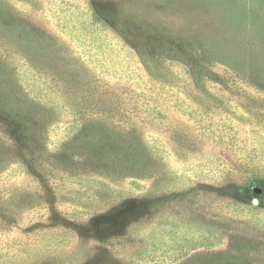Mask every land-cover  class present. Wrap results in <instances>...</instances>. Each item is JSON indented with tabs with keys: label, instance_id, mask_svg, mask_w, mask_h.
I'll return each mask as SVG.
<instances>
[{
	"label": "rangeland",
	"instance_id": "rangeland-1",
	"mask_svg": "<svg viewBox=\"0 0 264 264\" xmlns=\"http://www.w3.org/2000/svg\"><path fill=\"white\" fill-rule=\"evenodd\" d=\"M2 6L14 12L19 20L25 16H21V11L24 13L30 7L32 23L24 24L31 33L29 39L38 36L33 48L25 34L21 33L20 38L12 34L9 49L0 44V56L14 66L17 56L37 51L45 61L44 67L65 79L57 87L88 89L96 85L97 98L92 100L103 98L99 101L114 104L121 111L103 117L107 120L104 123L111 127L129 125L128 129H134L139 137L135 138V155L143 149L152 150L151 165L141 173L153 169L158 175L156 181L138 178L141 165L118 175L86 173L88 178L98 180L83 182V189L90 193L63 196L64 203L72 209L68 211L73 214V221L87 212L91 216L112 211L122 200V193L141 196L137 197V207L125 213L124 208L130 209L131 203L124 201L118 206L113 222H121L111 233L97 237L99 240L89 230L87 233L71 226L78 231L66 242H60L58 258H49L45 250L42 255L46 261L53 264H264V245L241 238L231 242L230 250L227 240L226 245L214 249L198 248L183 261L174 259L182 246L198 247L195 241L207 232V220L203 216L208 213L201 205L224 203L227 198L221 192L228 185L250 186L238 214L257 213L255 207L264 205V43L259 39L264 27V0H0ZM102 22L111 26L107 36L103 29L95 27ZM47 39H51L47 46L51 49L49 53H63L65 61H59L58 67L54 60L46 61L43 55L47 53V48L44 49ZM90 40L100 47L89 46ZM173 47L202 54L210 68L230 78L229 83H202L204 93L199 99L182 94L180 91L188 93L184 66L163 54ZM81 53L87 55L81 57ZM106 53H114V62L106 61ZM228 64L242 73L250 71L253 82L232 80L226 68ZM76 69H82L90 77L93 71L100 77L96 75L94 81L85 84L84 79L76 77L73 72ZM63 73L68 76L64 77ZM17 76H23V71ZM188 86L192 96L196 95L191 81ZM113 88L119 92L123 89L136 92L118 94ZM137 89L150 95L152 106L162 102L176 106L177 109L170 110L171 119H145L139 108L141 99ZM55 99L63 101L59 97ZM69 101L75 100L69 95L65 102ZM132 107L140 111L139 118L130 111ZM71 185L68 182L65 187ZM194 185L197 191L190 194L191 201L172 198L173 214L162 224L151 217L137 219L138 214L150 210L147 196L159 187L166 186L169 195L177 197L180 190ZM41 202L45 207L47 202ZM16 204L17 201L13 206ZM131 223L141 224L140 228ZM115 233L122 235L120 244L109 237ZM28 257L12 251L2 260L7 264H31ZM33 259L36 261L35 256Z\"/></svg>",
	"mask_w": 264,
	"mask_h": 264
},
{
	"label": "trees",
	"instance_id": "trees-1",
	"mask_svg": "<svg viewBox=\"0 0 264 264\" xmlns=\"http://www.w3.org/2000/svg\"><path fill=\"white\" fill-rule=\"evenodd\" d=\"M31 14L32 9L26 8L24 13L21 11V16H25L19 20L15 18L14 12L8 11L7 7H0V44L2 46L9 49L12 34L20 38L23 33L30 45L35 48V36L38 35L29 39L31 33L28 31V26L24 24L26 21L28 24L32 23ZM95 27L103 29L106 36L110 33L111 26L107 22H102ZM260 34L259 39L264 43V27ZM45 42L48 43L44 45V49L47 48V53L43 54L46 61L54 60L56 67L60 66L59 61H65L63 53H49L51 49L47 46H50L51 39ZM88 44L96 46V49L100 47L93 44L91 40ZM173 48L169 50V53L163 54L170 61L184 66L187 78L185 87L188 93L180 91L182 94L199 99L198 96L203 97L204 93L202 83L213 85L229 83L230 78L210 68L203 60L202 54L181 51L178 47ZM106 54V61L109 64L114 62L112 59L114 53ZM38 55L37 51H34V53L17 56L14 66L0 56V264H7V261H3L2 258L12 251L29 256L31 264H53L43 257L45 250L48 251L49 258L51 256L58 258L60 242H66L64 240L70 239L71 234L78 229L86 230L87 233L89 230L94 234L91 236L99 240L104 234L111 233L112 228L121 222H113L118 206L127 201L131 204H129L130 209L124 208L125 213L136 209L137 197L141 196L132 192L126 195L122 193L120 194L122 200L118 202L117 207L112 208V211H101L91 216L87 212L85 216L77 217L73 221L74 216L68 211L71 208L64 203L63 196H72L73 193H90L87 189H83L85 186L83 182L89 179L94 182L98 180L88 178L86 173L97 171L104 172L106 175H118L128 172L135 166L139 168L141 165L138 178H153L155 181L158 179L153 169L148 170L147 173H141L151 165L149 158L152 150L148 152L143 149L141 153L139 152L140 154L135 155L134 150L137 148L135 138L139 137L134 129H128L129 125L121 127L115 124L111 127L104 123L107 120L103 117L121 114L117 106L107 101H99L103 98L92 100L97 98L96 85L88 89L74 88L71 85L64 88L60 85L57 87V84L65 79L45 68L43 57ZM83 55L87 54L81 53V57ZM219 59L224 58L219 57ZM142 65H144L143 62ZM226 68L232 80L244 84L253 82L250 71L242 73L239 68L230 64ZM22 71L23 76L18 78L17 73L20 74ZM73 72L77 74V78L80 77V80L84 79L85 84L94 81L96 75L100 77V74L93 71L92 77L82 69H76ZM26 74L28 76L25 77ZM63 75L68 76L67 73ZM190 81L193 83L194 92L196 91L194 96L188 86ZM112 91L118 94L136 92L134 89H123L119 92L115 88ZM101 92L105 94L104 91ZM137 92L141 99L139 108L145 119L170 120V110L177 109L176 106L165 102L152 106L150 95H145L143 89H137ZM69 95L75 101L66 103L65 98ZM55 97L63 101L56 100ZM144 106L147 107L144 108ZM196 110L199 109L196 108ZM130 111L137 117L141 115L140 111L133 107ZM151 137V139L155 138ZM13 181L19 184L16 185ZM68 182L74 185L65 187ZM249 188L247 183L228 185L227 189L221 192L227 198L224 203L216 206L208 203L201 205V208L208 213L203 216L207 220V226H205L207 232L195 241L199 244L198 247L182 246L174 259L183 261L198 248L214 249L226 245L227 240H229L227 250L233 247L231 242L240 238L258 241L264 245V225H262L264 205L255 207L259 211L257 213L238 214L242 211L243 196ZM196 191L197 187L194 185L186 190H180L178 196L174 197L169 195L166 186L159 187L155 193L152 192L147 196L146 202L148 201L147 206L151 205L150 210L138 214L137 219L151 217L160 225L163 220L171 218L173 214V209H170L172 198H178L180 202H189L190 194ZM42 200L47 202L45 207L41 206ZM16 201L18 205L13 206ZM10 205L12 207H9ZM233 210L236 212L233 213ZM131 225L138 228L141 224L131 223ZM71 226H78L77 231H74ZM121 236L115 233L114 236L110 234L109 237L111 240L115 238V244H120ZM134 239L136 240L135 237ZM102 241L104 242L105 239ZM15 256L19 257L17 254ZM33 256L36 257V261ZM29 257L26 258L28 261Z\"/></svg>",
	"mask_w": 264,
	"mask_h": 264
},
{
	"label": "water",
	"instance_id": "water-1",
	"mask_svg": "<svg viewBox=\"0 0 264 264\" xmlns=\"http://www.w3.org/2000/svg\"><path fill=\"white\" fill-rule=\"evenodd\" d=\"M255 191L260 192V189L259 188H256Z\"/></svg>",
	"mask_w": 264,
	"mask_h": 264
}]
</instances>
